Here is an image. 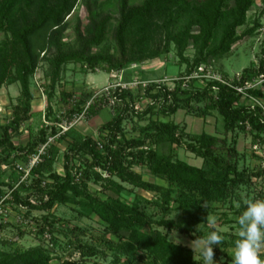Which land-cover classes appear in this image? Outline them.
<instances>
[{
    "label": "trees",
    "instance_id": "obj_1",
    "mask_svg": "<svg viewBox=\"0 0 264 264\" xmlns=\"http://www.w3.org/2000/svg\"><path fill=\"white\" fill-rule=\"evenodd\" d=\"M78 2L0 0V32L10 31L7 38L0 40V89L5 83L20 84V94L9 119L0 124V204L46 210L40 231H49L53 244L59 245L61 240L54 235L56 222L51 209L57 203H74L81 214L95 213L105 223L106 230L100 237L104 246L84 242L80 258L54 263L45 246L22 248L12 238L3 236L0 264H102L89 263L83 257L106 249L116 253L118 264H137L144 256L150 264H202L189 246L170 239L169 233L177 229L194 239L205 235L196 229V224L206 219L207 209L213 203L230 201L233 205L232 201L238 199L242 207L238 215L244 211L241 192L243 189L247 194L251 192L253 177L262 175L264 169L240 168L236 132L248 129L254 134V143L264 140V110L237 87L246 86L264 74V58L258 66H246L234 77L226 74L223 78H207L203 86L195 85L187 76L193 77L195 71L204 72L213 61L230 55L234 43L259 27V17L252 20V26L249 24V10L255 0H142L140 3L119 0L115 50L104 47L112 16L93 12L90 0H85L91 13L87 31L78 29V46L64 47L62 31L66 17ZM241 26L245 27L239 31ZM48 29V43L54 47L48 57L49 101L69 62H80L92 71L122 70L134 62L169 52L171 43L185 64V76L173 86L153 80L142 92L122 84L110 86L87 105L81 104L85 101L81 98L71 102L72 91L62 90L60 98L68 104L65 116L69 121L81 113L91 117L104 105L111 104L113 114L100 124L98 135L85 133L74 124L61 129L57 125L63 118L55 117L48 124L42 122L37 130L30 127L26 143L16 142L15 133L35 114L31 79L38 67L36 36ZM101 45L99 50H94ZM188 49L193 50L192 55L187 54ZM263 84L264 80L246 87V91L264 101ZM143 97L149 98L146 106L136 108V102ZM49 101L47 117L54 113ZM180 108L200 116L217 110L224 117L225 135L203 130L185 138L184 127L179 123L153 117L172 115ZM134 117L148 121L140 127L138 135L128 136L125 122ZM229 131L236 133L231 141L226 135ZM50 137L53 139L49 140ZM62 141L67 142L63 151L59 144ZM182 143L203 157L204 163L196 165L176 156L173 144ZM61 154L63 171L55 167ZM36 155L38 158L32 163ZM136 165L146 166L166 183L145 178L142 171L135 169ZM26 168L29 171L24 176ZM91 181L99 183V191L106 196L92 190ZM135 188L153 191L156 196L148 199L134 191ZM123 192H134L133 200L124 199ZM255 197L264 199V190L256 191ZM142 201L159 206L160 217L142 208ZM173 202L177 204L173 206ZM173 210L180 211L178 217L171 215ZM2 222L0 227H5L6 221ZM109 233L115 237L108 236ZM235 233L230 232L229 242L224 239L223 243L233 244L238 238ZM68 238L69 243L81 240L77 234L75 239ZM121 253L127 254L123 262ZM225 257L217 262L231 264L232 254L225 253ZM261 258L264 259V252Z\"/></svg>",
    "mask_w": 264,
    "mask_h": 264
},
{
    "label": "rangeland",
    "instance_id": "obj_2",
    "mask_svg": "<svg viewBox=\"0 0 264 264\" xmlns=\"http://www.w3.org/2000/svg\"><path fill=\"white\" fill-rule=\"evenodd\" d=\"M142 0H131L132 3H140ZM90 6L93 12H102V14H111V23L107 31V38L104 42L105 48L115 50L116 42L114 38V29L117 24V18L119 16V0H90ZM85 0H79L76 7L71 14L66 17L65 25L62 31V40H64V47L72 48L78 46V29L87 31L90 23V10ZM249 17L251 18L250 26L253 25V19L255 17L260 18V25L252 33L244 36L242 39L233 44L230 55L212 62L207 69L202 71H195L192 76H187L192 83L198 86H203L207 78L217 77L223 78L227 76L234 77L238 72L249 65L255 64L258 66L261 60L264 58V0H255V4L249 10ZM81 25L78 27V22ZM245 26H241L239 31H242ZM198 27L195 25L194 30ZM49 29L44 30L36 36V49L39 51L38 67L31 79V88L34 93L32 99V110L35 114L28 120L24 121L21 125V131L15 133L14 140L19 143H26L29 139L30 127L33 130H37L42 122L48 124L55 119L63 118L57 125L61 129L66 128L70 124H74L80 130L88 134L98 135L99 126L106 120H108L113 110L111 104L104 105L97 114L88 117L85 113L77 114L71 121L66 119L68 104L61 98L60 94L62 90L72 91V101L78 102V100L84 99L81 102L82 105H87L94 97L104 90H107L110 86L122 84L123 86L131 87L135 92L143 91V87L151 81L166 82L168 85L173 86L182 76H185V64L179 59L176 54L174 45L170 44V51L163 53L156 58H148L140 63H132L130 66L122 70L106 71L101 68H97L95 71L90 70L80 62H69L65 65L61 74V79L57 83L55 92L48 100V89L50 84V78L47 75L49 68L48 57L54 52L53 45L48 43ZM162 33L159 31L160 36ZM10 35V31H1L0 40L7 38ZM155 46V45H154ZM101 46L94 47V50H99ZM193 50L188 49L187 54L192 55ZM264 78V74L260 75L257 80L261 84V79ZM264 88V84L262 85ZM20 94L19 82L5 83L0 89V124L8 121L12 105L17 102L18 95ZM149 98L143 97L136 102V108L141 109L146 106ZM264 100V99H263ZM48 101L52 104L54 113L51 117L45 116L48 108ZM154 118H160L163 120H173L184 127L182 130L185 134V138H192L199 134L203 130L224 136V117L217 110H212L207 116H200L195 113L188 112L185 108H180L176 113L172 115L155 114ZM147 119L139 120L136 117L128 119L125 122V128L128 136L138 135L141 126L147 123ZM237 143L236 147L241 154L239 159V166L247 167L250 170H263L264 169V140L255 144L253 142V132L247 130L237 131ZM236 133L229 131L226 135L231 141L232 137ZM50 137L49 140H52ZM62 151L67 146L66 141L59 143ZM255 144V145H254ZM173 151L176 156L184 159L190 163L196 165H202L204 163L203 157L197 155L192 151L185 143L173 144ZM62 153V152H61ZM32 161V160H31ZM18 162L25 166L22 160ZM63 155L61 154L59 161L55 164V167L59 171H63ZM6 165H3L5 167ZM8 168V167H6ZM28 170V168H26ZM135 169L142 171L144 177L150 180L166 183V181L158 175L152 174L146 166L136 165ZM27 170L24 176L27 175ZM7 176V174H5ZM253 190L247 194V190L243 189L241 192L243 201L245 199H259L255 197L256 191L259 189L264 190V173L259 176L253 177ZM92 190L97 191V194L106 196L105 192L99 191L100 184L91 181ZM128 186H130L128 184ZM139 194L145 196L148 199L155 198V192L145 190L143 188H135ZM111 193V192H110ZM114 194V193H112ZM122 197L128 201H132L134 192H123ZM177 203L173 202V206ZM231 202L227 201L223 204L213 203L208 208V213L217 217V228L221 231L225 240H230V232H236L235 219L239 216L238 209L240 207V201L234 199ZM239 205V206H238ZM3 210L0 211V221H6L5 227H0L1 238L7 236L16 241V244L22 248H28L33 245L41 244L45 246L51 256L52 262L58 263L67 258H80L82 256L84 242H89L97 246L103 247L100 237L105 232V223L100 217L91 213L88 215L81 214L79 209L74 203H57L52 207L51 211L55 214V226L54 235L61 240L59 245H54L51 238V233L46 231L41 233L40 226L44 222V215L46 210L43 209H28L23 206L14 207L7 204L1 205ZM142 208H145L148 212L155 214L156 217H160L161 208L155 204L142 201L140 203ZM180 211L173 210L172 216L178 217ZM2 222V224L4 223ZM199 225L198 230H201L205 235L212 230V228L202 220L196 224ZM4 226V225H3ZM71 228H74L72 231ZM23 231V233L21 231ZM20 231V232H19ZM81 237L80 241H73L69 243L68 237L71 236L75 239V236ZM108 236L115 237L112 233ZM170 239L179 243L189 245L190 241L194 240L190 234L180 232L177 229H172L169 233ZM178 239V240H177ZM233 244L228 245L223 242L221 245H213L214 259L224 260L225 253L232 254ZM264 252V250H262ZM126 253L119 254L120 260L123 262L126 257ZM116 253L111 249L100 251L97 254L86 255L85 260L89 263L98 261L102 264H118L115 259ZM196 259H200L198 255ZM137 264H150L148 263V257L137 260Z\"/></svg>",
    "mask_w": 264,
    "mask_h": 264
},
{
    "label": "clouds",
    "instance_id": "obj_3",
    "mask_svg": "<svg viewBox=\"0 0 264 264\" xmlns=\"http://www.w3.org/2000/svg\"><path fill=\"white\" fill-rule=\"evenodd\" d=\"M243 203L245 209L236 219L235 234L238 238L233 241L231 264H264V259L261 258L264 250V199H245ZM205 222L212 230L190 241L188 246L194 256L200 257L202 264H222L214 259L213 250V245L220 246L224 240L216 227L217 217L208 213ZM198 228L199 225L197 230Z\"/></svg>",
    "mask_w": 264,
    "mask_h": 264
},
{
    "label": "built area",
    "instance_id": "obj_4",
    "mask_svg": "<svg viewBox=\"0 0 264 264\" xmlns=\"http://www.w3.org/2000/svg\"><path fill=\"white\" fill-rule=\"evenodd\" d=\"M263 80H264V78H262L260 82L262 83ZM256 85H259V82H258L257 78H256L254 81L249 82L246 86H238L237 89H238L239 91H242V92L244 93V96H245V97H246V96L250 97V100H251L253 103H258V104H260V105L263 107V110H264V101H261L260 99H258V98H256V97L250 95V94L246 91V87L256 86ZM111 102H113V100H112ZM257 143H259V142H256L255 144H257ZM255 144H254V145H255ZM44 146H45V145L42 146V148L40 149V151L43 150V147H44ZM37 158H38V155L34 156V157L32 158V161H31V162L34 163V161L37 160ZM28 171H29V170H27V173H28ZM2 210H3V208H2V206H1V204H0V211H2ZM0 238H1V234H0Z\"/></svg>",
    "mask_w": 264,
    "mask_h": 264
}]
</instances>
